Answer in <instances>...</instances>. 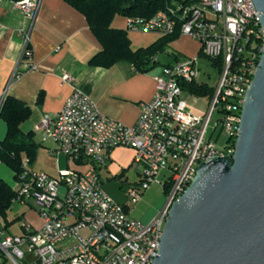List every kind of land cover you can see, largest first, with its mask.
Segmentation results:
<instances>
[{"label": "built area", "instance_id": "2783aa9c", "mask_svg": "<svg viewBox=\"0 0 264 264\" xmlns=\"http://www.w3.org/2000/svg\"><path fill=\"white\" fill-rule=\"evenodd\" d=\"M2 1V0H0ZM168 10L150 18L127 17L129 31L187 35L200 43V57L219 67V79L208 108L189 110L182 82L197 81L198 57L181 58L163 66L154 97L141 104L133 125L100 112L96 102L75 84L70 74L62 80L72 86L61 112L44 116L37 125L43 140L52 139L61 152L84 171L63 170L52 177L26 166L16 180L13 203L33 200L42 226L22 222V233L0 229V264H152L160 249L169 210L194 179L201 162L235 152L246 89L260 59L264 42L260 12L253 0H167ZM30 22L42 0H11ZM30 27L17 32L24 44L21 60L34 68ZM16 69L12 78L21 76ZM217 115L211 133H208ZM221 124L220 132L215 133ZM217 134V135H216ZM118 147L135 151L132 166L140 181L129 191L127 205L103 188L99 171ZM162 173L165 180L159 181ZM153 183L164 189L166 202L149 222L129 213Z\"/></svg>", "mask_w": 264, "mask_h": 264}, {"label": "crops", "instance_id": "0c3cea01", "mask_svg": "<svg viewBox=\"0 0 264 264\" xmlns=\"http://www.w3.org/2000/svg\"><path fill=\"white\" fill-rule=\"evenodd\" d=\"M126 19L120 14L115 15L111 27L126 29ZM23 27H30L32 69H27L26 60L19 59L24 42L17 32ZM90 29L86 17L65 0H42L33 22L26 19L11 0L0 1V107L2 98L9 95L24 101L32 109L31 116L21 124L24 133L34 132L33 138L39 144L36 159L28 164L30 170L56 177L63 170L84 171L87 167L86 163L69 159L58 150V144L52 139L44 141L42 132L36 128L44 116L57 117L70 96L72 86L62 80L64 74L74 77L75 84L96 102L100 112L126 125H133L140 115L141 104L153 99L157 86L155 79L162 73L163 66L181 58H200V43L187 35H180L167 45L165 52L157 55L158 65L147 72L135 71L127 61H120L111 67L93 66L89 63L90 59L103 47ZM128 37L131 48L136 50L151 45L161 35L128 30ZM16 69L22 74L13 79ZM185 99L189 109L198 114H202L210 102L194 95ZM6 125L0 117V141L6 135ZM134 156L133 148L116 147L104 168L98 170V175L104 171L107 179L124 176L127 180L125 173L131 169ZM14 177L13 171L0 162V178L13 189ZM27 203L21 205L26 206ZM30 208L35 212H31L29 218H25L26 211L22 212L23 221L34 227L42 226L38 210L32 209L33 205ZM8 217L9 212L6 219L12 222L11 225L6 227L4 221L0 229L21 234L22 224L19 232L9 231L18 217L12 221Z\"/></svg>", "mask_w": 264, "mask_h": 264}, {"label": "water", "instance_id": "95a60500", "mask_svg": "<svg viewBox=\"0 0 264 264\" xmlns=\"http://www.w3.org/2000/svg\"><path fill=\"white\" fill-rule=\"evenodd\" d=\"M264 32V0H253ZM235 152L201 162L177 197L152 264H264V42Z\"/></svg>", "mask_w": 264, "mask_h": 264}, {"label": "trees", "instance_id": "16d2710c", "mask_svg": "<svg viewBox=\"0 0 264 264\" xmlns=\"http://www.w3.org/2000/svg\"><path fill=\"white\" fill-rule=\"evenodd\" d=\"M84 17H86L90 30L102 45L101 52L93 55L89 63L93 66L111 67L120 61H127L135 71L147 72L158 65L156 57L166 51L167 45L180 37V27L173 35H163L151 45L136 50L131 48L127 29L111 27L115 15L125 17L150 18L160 10H168L167 0H65ZM113 28V29H112ZM183 92L196 97L207 98L210 101L214 95V87L206 83L193 82L181 83ZM0 117L6 122L7 132L0 141V162L8 166L18 180L37 156L39 144L35 141L34 132L23 131L21 124L31 116V107L24 101L12 96L2 98ZM80 163V162H79ZM25 164V165H24ZM16 196L13 188L0 178V217L8 227L6 217L11 209L12 200Z\"/></svg>", "mask_w": 264, "mask_h": 264}, {"label": "rangeland", "instance_id": "374dc122", "mask_svg": "<svg viewBox=\"0 0 264 264\" xmlns=\"http://www.w3.org/2000/svg\"><path fill=\"white\" fill-rule=\"evenodd\" d=\"M213 64L214 62L210 59H207L206 57L199 58L197 66L200 70V74L196 78L198 82H201V81L205 82L211 87L216 86L218 79H219L218 78L219 77V67ZM189 96L191 95L186 92L184 93L185 98H189ZM204 100H207V98H205ZM217 117H218L217 115L213 117V122L211 124L210 130H208L209 131L208 136L211 133V130H212V127L215 121L218 119ZM220 129H221V124L217 128V130H215L216 131L215 133L218 134L220 132L219 131ZM101 172L102 173L100 175H102L101 182H102L103 188L114 199V201L120 204L127 205L128 203L127 200L129 199L128 191L134 185H136L141 179L139 170L135 168L134 166H132L131 169H129L127 173H125L127 175V180L124 176H118V177L107 179L106 175H104L105 174L104 171H101ZM158 179L159 181L165 180L162 173L159 175ZM165 198H166V194L162 186H160L158 183H153L152 185H150V188L148 190L143 192L142 199H140L139 202L135 204H130L129 214L132 217L139 219L145 223L149 222L158 214L157 212H160L161 208L164 206L166 202ZM27 204H29L30 206H28ZM27 204L26 206L21 205L20 202H15L12 204V207L9 210L8 219H10L11 221L14 220L15 217H18V219H15V222L13 223V225L11 226V229L9 230L10 232H19V230H21L20 225L22 224V221L24 219L23 218L24 214H21L22 212L26 211L25 218H29V216H31L32 214L31 212H35V211H31V208H30L31 205H33L32 209L34 210L38 208L37 204H35L33 200L28 201ZM3 223H4V220L1 219L0 217V225H3Z\"/></svg>", "mask_w": 264, "mask_h": 264}]
</instances>
